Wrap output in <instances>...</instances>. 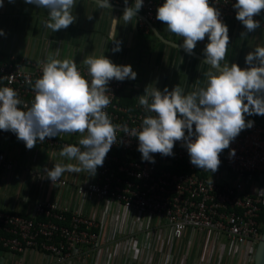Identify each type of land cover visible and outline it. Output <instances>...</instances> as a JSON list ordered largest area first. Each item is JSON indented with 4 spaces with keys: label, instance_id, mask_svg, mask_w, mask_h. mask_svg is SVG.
<instances>
[{
    "label": "clouds",
    "instance_id": "1",
    "mask_svg": "<svg viewBox=\"0 0 264 264\" xmlns=\"http://www.w3.org/2000/svg\"><path fill=\"white\" fill-rule=\"evenodd\" d=\"M24 2L46 10L47 19L43 24L52 32L65 30L76 22L77 17L73 15L76 0ZM143 3L144 0H134L129 6L128 0H124L123 16L119 20L112 17L114 29L121 19L131 23ZM96 4L100 9H111L110 0H96ZM2 6L3 0H0ZM232 8L235 19L247 33L261 27L254 17L264 10V0H236ZM220 16L218 8L210 6L209 0H164L156 9V19L166 25L167 31L183 38L179 48L186 54L191 55L197 43L207 37L201 63L209 65L210 70L204 73V86L192 92H186L179 85L171 91L167 87L161 91L147 86L144 94L135 99L146 113L154 115H146L139 129L113 124L105 111L111 103L109 83L135 80L137 73L131 65H116L105 55H90L83 60L90 83L73 60L50 58L42 62V75L35 80L34 99L30 106H25L26 110L19 107L24 102L14 89L0 87V130L14 133L27 150L33 149L38 141L61 133L81 134L79 146H63L59 153L76 163H58L43 170L52 184L65 172L95 176L117 143L116 132L120 129L138 140L137 151L142 162L154 164L153 154L174 156L175 143L182 141L181 146L186 148L193 166L216 172L221 164L220 154L242 130L254 125V121H245V114L264 116V47L258 45L246 55L248 67L244 69L235 63L221 66L229 45V29ZM4 35L0 29V36ZM115 43L114 53L121 51L120 42ZM230 155L234 156L235 151Z\"/></svg>",
    "mask_w": 264,
    "mask_h": 264
},
{
    "label": "built area",
    "instance_id": "2",
    "mask_svg": "<svg viewBox=\"0 0 264 264\" xmlns=\"http://www.w3.org/2000/svg\"><path fill=\"white\" fill-rule=\"evenodd\" d=\"M236 0H209L218 8L220 19H235L232 5ZM134 0H128L131 6ZM164 0H144L138 22L144 32L158 23L156 9ZM110 5L125 8L124 0H110ZM264 16V10L261 11ZM143 18V20H142ZM258 20V16L254 17ZM162 23V22H161ZM43 63L0 53V87L14 89L26 110L34 99V83L42 75ZM89 83L87 67L77 66ZM123 82L112 80L110 105L105 109L113 124L139 129L146 113L138 103L122 105L119 99ZM130 135V133H129ZM113 144L102 167L97 168L93 182L81 184L59 179L57 187H71L76 196L96 201H109L128 211L145 213L163 221L166 239L180 243L185 231L200 238L203 246L198 263L208 264L214 246L236 254L241 264L251 261L260 238V215L264 207V125L255 123L242 130L219 156L221 164L214 173L203 171L190 163L182 141L174 145V156L153 154L155 163L142 162L135 137L117 130ZM0 137L19 141L10 131L0 130ZM81 134L61 133L45 138L36 146L61 151L63 146L78 145ZM22 142V141H19ZM235 151V155L230 153ZM12 164L0 153V169ZM52 184V182L48 179ZM65 214H69L66 222ZM65 222V225L60 223ZM100 220L82 219L68 213L55 202H39L31 216L0 209V264H8L6 255L16 257L14 264H24L30 254L47 256L50 264H81L98 251L97 227ZM97 264H100L98 255ZM135 264H139L135 262ZM147 264H152V257ZM164 264V263H159Z\"/></svg>",
    "mask_w": 264,
    "mask_h": 264
},
{
    "label": "crops",
    "instance_id": "3",
    "mask_svg": "<svg viewBox=\"0 0 264 264\" xmlns=\"http://www.w3.org/2000/svg\"><path fill=\"white\" fill-rule=\"evenodd\" d=\"M124 11L100 9L91 0H76L73 15L76 22L65 30L52 32L43 21L47 12L43 8L26 4L24 0L9 3L3 0L0 7V29L5 33L0 36V53L33 61L46 62L50 58L73 60L77 66H85L83 60L92 55H105L116 65H131L137 73L135 80H125L121 97L135 98L143 95L145 88L156 87L170 91L176 85L186 92H192L206 83L205 72L210 66L202 64L203 49L208 42H198L191 55L186 54L179 45L183 38L169 33L164 23L153 24L157 35L144 32L138 19L131 23L120 20L116 30L112 17L120 19ZM138 14V13H137ZM91 17V19H89ZM259 20V19H258ZM260 21V20H259ZM229 32V45L225 63H235L241 69L246 55L256 46L264 47V25L254 32L247 33L240 22L225 20ZM119 41L121 51L113 52ZM182 59V63L180 60ZM254 121L264 125V116L245 114V121ZM0 153L12 164L9 170L0 169V209L23 216H31L33 206L39 202H55L68 213L82 219L100 220L97 227L98 251L82 260L81 264H147L152 257V264H201L197 259L203 246L200 238L190 231H185L180 243L168 241L163 221L145 213L128 211L109 201H96L78 197L71 187L60 188L51 184L44 169H51L54 164L76 163L59 155L60 151L35 146L27 150L24 142H8L0 137ZM60 179L81 184L93 182L95 176L86 172H65ZM8 264H14L16 257L6 255ZM24 264H50L47 256L30 254ZM208 264H241L236 254L229 255L226 248L214 246Z\"/></svg>",
    "mask_w": 264,
    "mask_h": 264
},
{
    "label": "water",
    "instance_id": "4",
    "mask_svg": "<svg viewBox=\"0 0 264 264\" xmlns=\"http://www.w3.org/2000/svg\"><path fill=\"white\" fill-rule=\"evenodd\" d=\"M91 1L96 2V0H91ZM112 8H114L116 10L124 11V9H122V8H116V7H112ZM136 15H137V17L141 18V16L139 14H136ZM258 18L262 22V24L264 25V16L260 13L258 15ZM142 20H143V18H142ZM143 21L148 26V29L151 32H153L156 37H158L162 42H166L165 40H163L162 38H160L157 35V33L155 32V30H154L152 25L147 23L145 20H143ZM252 264H264V223H263V226H262V231H261L260 238H259V240H258V242H257V244H256V246L254 248L253 254H252Z\"/></svg>",
    "mask_w": 264,
    "mask_h": 264
},
{
    "label": "trees",
    "instance_id": "5",
    "mask_svg": "<svg viewBox=\"0 0 264 264\" xmlns=\"http://www.w3.org/2000/svg\"><path fill=\"white\" fill-rule=\"evenodd\" d=\"M119 103L122 104V105L131 106V105L134 104V101L131 100V99L128 98V97H121V98L119 99ZM69 217H70L69 214H65L66 222L68 221ZM260 221H261V223H262V225H263V223H264V207H262V212H261V215H260ZM60 224H61V225H65L66 223L63 222V223H60Z\"/></svg>",
    "mask_w": 264,
    "mask_h": 264
},
{
    "label": "rangeland",
    "instance_id": "6",
    "mask_svg": "<svg viewBox=\"0 0 264 264\" xmlns=\"http://www.w3.org/2000/svg\"><path fill=\"white\" fill-rule=\"evenodd\" d=\"M7 141H8V142H11V143H12V142H17L16 140H12V139H7ZM247 264H252V259H251L250 262L248 261Z\"/></svg>",
    "mask_w": 264,
    "mask_h": 264
}]
</instances>
